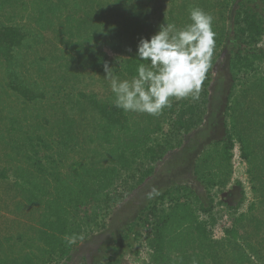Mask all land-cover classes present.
I'll return each mask as SVG.
<instances>
[{
	"label": "trees",
	"instance_id": "1",
	"mask_svg": "<svg viewBox=\"0 0 264 264\" xmlns=\"http://www.w3.org/2000/svg\"><path fill=\"white\" fill-rule=\"evenodd\" d=\"M193 7L213 15L216 32L200 100H173L158 117L116 108L104 64L130 79L139 40L164 22L184 27ZM263 42L264 0H0V264H68L89 233L105 228L108 191L148 162L129 193L202 125L226 44L229 124L193 161L202 193L181 183L160 191L94 264H121L141 240L150 264H264ZM236 144L254 199L235 214L241 198L215 239L222 201L214 200ZM66 234L77 242L68 246Z\"/></svg>",
	"mask_w": 264,
	"mask_h": 264
},
{
	"label": "rangeland",
	"instance_id": "2",
	"mask_svg": "<svg viewBox=\"0 0 264 264\" xmlns=\"http://www.w3.org/2000/svg\"><path fill=\"white\" fill-rule=\"evenodd\" d=\"M262 47L264 49V42ZM107 52L109 56H113L110 51ZM217 52H219V56L212 69L213 81L210 87L208 112L202 125L197 131L186 136L181 147L169 151L154 166L152 174L129 193L126 194L128 186L148 169V162L137 165L134 172L132 170L123 176L118 184L108 191L107 205L102 206V209L108 206L104 221L105 228L89 233L88 238L73 252L68 264H94L97 260L104 262L110 254L106 247L108 245L115 246L117 242L121 241L127 224L134 221L144 205L150 200L146 198V193L152 187L160 192L176 183H181L202 193V188L193 175V161L201 150L208 147L207 143L220 140L225 136L227 128L225 126L229 124L223 114H225L226 96L230 83L227 73V57L230 47L226 44L217 49ZM68 157L72 158V155ZM231 165L232 174L229 182L217 193L214 200L215 204L222 201V204L215 208L216 224L212 228L215 239L222 237L224 229L230 227L232 222L230 213L234 212L232 208L240 202L241 198L244 197V201L237 207L235 214L245 212L247 205L254 199V191L251 189L247 174L248 166L240 158L237 144ZM236 182L238 183L236 184ZM102 213L100 212V214ZM247 234L252 235L250 232ZM141 241L138 255H134L131 249L126 248L127 252L122 258L121 264H150L149 251L145 247L144 240Z\"/></svg>",
	"mask_w": 264,
	"mask_h": 264
},
{
	"label": "clouds",
	"instance_id": "3",
	"mask_svg": "<svg viewBox=\"0 0 264 264\" xmlns=\"http://www.w3.org/2000/svg\"><path fill=\"white\" fill-rule=\"evenodd\" d=\"M189 20L190 23L182 28L164 22L155 34L142 37L135 55L141 62L130 79H121L114 74V67L104 64L103 78L109 82L116 108L158 117L164 109L172 106L173 100H200L216 48L214 17L199 7H193ZM158 194V189L152 187L146 198ZM77 239L76 235L64 236L68 246L75 244ZM192 264L197 261L194 259Z\"/></svg>",
	"mask_w": 264,
	"mask_h": 264
}]
</instances>
